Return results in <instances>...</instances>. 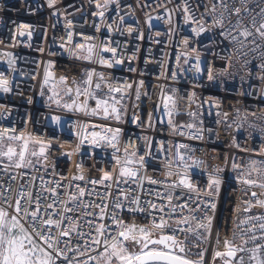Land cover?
I'll return each instance as SVG.
<instances>
[{"label": "snow or ice", "instance_id": "obj_1", "mask_svg": "<svg viewBox=\"0 0 264 264\" xmlns=\"http://www.w3.org/2000/svg\"><path fill=\"white\" fill-rule=\"evenodd\" d=\"M56 3L57 0H48L50 8ZM113 3L118 10V0H95L98 11L93 15L103 20L109 5ZM209 3L210 6L205 5V12L199 19L185 3V23L195 25L191 29L195 36L219 28V34L234 46L228 56L222 57L229 61V66L235 56L237 60L243 59V67L247 68L251 64L249 53L258 54L261 61L256 65L260 70L257 78L261 82L258 95L261 97L260 103H264V6H261L264 5V0H209ZM234 4L239 6H233ZM205 16L212 18L211 25H207ZM151 19L149 16L146 23H150ZM71 26L72 22L69 20L66 28L71 29ZM108 30L112 31L111 25H108ZM97 31H100L98 25ZM127 31L131 33L133 29L129 27ZM19 35L23 36L24 32L20 31ZM28 35L31 37L30 32ZM83 39L84 43L71 47L73 33L69 30L67 40L59 47L70 58L102 67L112 68L123 62L116 58V47L103 41L100 44L92 43V36H85ZM182 43L187 46L189 39L186 37ZM192 51L197 50L193 48ZM104 53H111V58H105ZM0 55L6 57L9 69L14 70L12 53ZM252 58L255 59L256 56ZM179 59L178 55L177 60ZM184 63H189L187 58ZM200 63L197 54L196 64L193 65L197 73L201 72ZM51 67L52 62H48L40 85L42 96L43 89L51 85L48 89L51 94L47 97L49 106L55 104L66 113L83 114L85 117L121 121L122 101L126 91L132 87L131 84L113 83L95 68L81 69L83 78L79 80L73 76L69 81L63 75L54 80L53 72L49 70ZM227 73L228 67H225L220 70L219 75ZM247 75L251 77L250 72ZM172 76L175 78V71ZM214 79L213 69L209 67L208 80ZM240 79L245 82L246 78L242 76ZM142 85L143 81L140 82V86ZM104 89L107 91L104 92ZM0 91H10V81L3 72H0ZM136 95L139 99V86ZM240 95L252 96L253 93L241 92ZM194 96L191 93L188 99L191 101ZM161 99L164 114L171 117L177 109V100L174 96L164 95L163 91ZM93 100L94 107L90 106V101ZM217 115L220 116L221 113L218 112ZM228 115L227 112L223 113V123L229 128L234 127L237 133L247 132L246 140L249 141L254 140L253 134L257 133L260 146L258 149L254 146L241 147L236 136L233 137V147L251 154L239 158V161L233 156L231 164L236 183L249 198L242 199L234 209L236 215L233 217L232 239L223 241V251L217 250L220 245L217 231L212 261L219 259L222 264H264V213L251 214L253 208L264 209V113L257 115L255 112L245 111L241 114L240 109H236L235 119L231 123ZM249 116L255 117V121H249ZM51 122L62 125L66 121H62L59 115H53ZM217 123L221 121L217 120ZM168 125L172 134L181 135H184L181 128L194 127L191 123L178 126L172 119H169ZM69 129L77 143L71 151L62 152V156L71 159L73 155H83L82 149L86 144L90 153H95L96 149H111V161H114L112 171L99 169L101 175L98 180L88 179L87 170L81 161L76 163V173L72 176L61 175L60 179L47 181L44 179L49 160L47 153L53 147V141L28 132L17 133L15 128H0V172L9 181L5 185L3 177H0V264H205L207 249L201 245L207 243L212 236L217 209L215 197L219 195L224 182L220 175L225 171L224 168L215 167L208 172L204 161L188 154L192 149L187 144L169 143L166 151L161 144L159 151L165 153V159L161 161L158 155L153 157L151 142L147 137L144 139L148 150L141 154L132 141L122 144L121 129L118 127L74 121L69 124ZM189 138L202 140L204 137L189 135ZM60 147L63 148L64 144ZM151 159L158 161L163 168V180L147 175ZM224 159L227 164L228 157ZM40 168L44 169V174H30L38 173ZM191 169H201V174L207 172L205 187H201L193 179ZM55 175L53 166V176ZM37 180L40 182L39 186ZM65 180L67 184L62 183ZM77 181H83L85 186L74 183ZM145 181L163 189L148 191L149 195H155L159 204L155 200L141 203V196L134 194L137 189L144 191ZM12 182H17L15 187ZM89 184L93 186L91 189L87 188ZM121 184L129 187L121 188ZM133 184L136 188L131 187ZM96 185L104 186L105 191H96ZM113 188L117 192L115 199H112ZM85 197H96L100 202L96 203ZM209 210L213 215L207 214ZM241 213L244 214L243 218ZM139 220L146 222L141 223ZM85 226L88 229L86 232L83 231ZM73 238L76 240L75 244L72 243ZM237 238L240 240L239 244L235 243ZM249 244L252 246L249 247ZM195 248L200 250L194 252ZM192 256L196 258L192 259Z\"/></svg>", "mask_w": 264, "mask_h": 264}, {"label": "built area", "instance_id": "obj_2", "mask_svg": "<svg viewBox=\"0 0 264 264\" xmlns=\"http://www.w3.org/2000/svg\"><path fill=\"white\" fill-rule=\"evenodd\" d=\"M118 3V10L115 3L109 5L102 20L99 16L93 15L98 11L95 0H57L55 6L51 8L48 6V0H0V53L10 52L15 60L14 70H10L6 57L0 55V72H3L10 81V91L7 93L0 91V128H15L17 133L28 132L53 141L52 148L56 149L57 154L62 158L60 164L63 171L55 172V177L53 171L48 168L47 174H44L43 168H40L38 173H30L44 174V179L47 181L54 178L60 179L61 175L70 177L75 174L76 163L81 158L89 160V166L84 167L87 170L88 179L98 180L101 175L99 169L112 171L114 161H111V149L106 151L96 149L95 153H90L89 146L86 144L82 149L83 155L76 154L71 159L61 155L62 152L71 151L77 143L69 129V124L74 121L118 127L121 129L122 144L132 141L137 145L141 154L148 150L144 139L147 137L151 142L153 157L158 155L161 161L165 159V153L159 151L161 144L165 151L169 143L189 145L192 151L188 154L204 161L208 172L215 167L225 169L220 174L224 178L221 191L215 197L217 209L213 225L217 222L216 232L204 246L207 249L205 264H212V252L209 247L215 241L213 237L216 236L219 222L228 218L233 221L236 206L242 199L249 198L241 192V186L236 183L231 164L233 156L239 161V158L248 157L251 154L233 147V137L236 136L241 147L254 146L258 149L260 146L257 133L253 134L254 140H246L247 132L237 133L234 127L229 128L223 123V113L229 114V123L235 119L236 109H240L241 114L245 111L255 112L257 115L264 113V103H260L261 97L258 95L261 82L257 74L260 70L256 67L261 61L258 54L249 53L248 59H251V64L247 68L243 67L244 60H237L235 56L229 66V61L222 57L228 56L234 46L219 34L221 31L219 28L202 33L200 36L192 33L191 29L195 25L184 21L185 3L190 7V12L199 19L205 12V5L210 6L209 0H118ZM233 6L239 5L234 4ZM149 16L152 19L150 23H146ZM69 20L72 22L71 29L66 28ZM205 20L207 25H211L210 16H205ZM233 22H235V17H233ZM22 25L29 27L22 28ZM97 25L100 27L99 32ZM108 25H111V32L108 30ZM129 27L133 29L131 33L127 31ZM69 30L73 33L71 47L74 48L76 44L84 43L85 36H92L94 37L92 43L100 44L103 41L116 47V58L123 62L107 68L70 58L68 53L59 47L67 40ZM20 31L24 32L23 36L19 35ZM29 32L31 37L28 35ZM186 37L189 39L187 46L182 43ZM193 48L197 51L193 52ZM197 54L201 61V72L199 73L193 67L196 64ZM104 55L105 58L112 56L111 53H104ZM178 55L180 56L179 61L177 60ZM253 56L256 58L253 59ZM185 58L188 59V64L184 63ZM48 62L69 67V71L63 75L67 76L69 81L73 76H76L78 80L82 79L81 69L95 68L98 72H103L106 78L113 83L131 84L132 87L126 91L122 101L121 121L85 117L83 114L66 113L57 108L55 104L49 106L47 97L51 94L48 90L50 87L46 86L43 89L44 95L42 96L40 86ZM209 67L213 69L215 77L213 81L208 80ZM225 67H228V73L219 75L220 70ZM173 71L176 73L175 78L172 76ZM248 72L251 73V77L247 75ZM242 76L246 78L245 82L241 81ZM141 81H143L142 86H140ZM138 86L139 99L136 95ZM106 91L107 89H104V92ZM162 91L164 95L174 96L177 100V109L171 117L164 114ZM241 92H252L253 95L242 96ZM191 93L195 96L190 101L188 97ZM98 95L101 94L98 93ZM29 100L32 102L29 103ZM90 106H95L94 100L90 101ZM218 112L221 113L220 116L217 115ZM189 113L195 115H189ZM53 115L61 116L62 121L66 122L62 125L53 124L51 122ZM169 119H172L178 126L191 123L194 127L192 129L181 128L180 131L184 135L172 134L168 125ZM248 119L255 121V117L252 116ZM217 120L221 123L218 124ZM256 122L261 123V121ZM209 129L212 131L209 132ZM189 135L192 137L203 135L204 138L202 140L190 139ZM61 144H64L63 148L60 147ZM172 151L175 152L174 147ZM225 157H228L227 164H225ZM252 158L261 159L256 156ZM37 167L39 168V165ZM190 171L193 179L201 187H205L207 172L201 174V169ZM147 175L159 180L164 179L163 168L155 159H151ZM0 177H3L2 182L5 185L9 183L8 178L2 172H0ZM12 183L15 187L17 182ZM36 183L39 186V180ZM62 183L67 184V181ZM74 183L85 186L83 181ZM92 187L91 184L87 185L89 189ZM95 187L98 192L105 191L102 185ZM120 187L126 189L129 185L121 184ZM131 187L136 188V185L133 184ZM153 189L163 191L158 185H150L145 181L144 191L137 189V193L134 194L141 196V203L145 200H155L159 204L160 201L154 194H148V191ZM112 191V199H115L116 189L113 188ZM85 199L100 202V199L96 197H85ZM261 213H264V209L253 208L251 214ZM207 214L213 215V212L209 210ZM243 215L241 213V218ZM83 231H88L86 226ZM232 231L233 223L231 239ZM72 243H76L74 238ZM235 243H240L239 238L235 240ZM251 246L249 244V247ZM191 258L194 259V256Z\"/></svg>", "mask_w": 264, "mask_h": 264}, {"label": "rangeland", "instance_id": "obj_3", "mask_svg": "<svg viewBox=\"0 0 264 264\" xmlns=\"http://www.w3.org/2000/svg\"><path fill=\"white\" fill-rule=\"evenodd\" d=\"M69 67L65 66V65H60V64H52V67L49 69L51 72H53V79L54 80H58L60 76L64 75V73H66L67 71H69ZM48 87H51V85H48ZM59 87V86H58ZM57 150L54 148H51V150L47 153L49 160L47 161V168L50 169L51 171H53V166H55V172L61 173L62 167H61V160L62 158L59 157V155L57 154ZM138 222H146L143 220H139ZM232 223L233 221L228 219H223L219 222L217 231H219V239H220V245L218 246L217 250L219 251H223V241L225 239H231L230 233H231V228H232ZM216 232V230H215ZM215 239L214 243L212 246L209 247V249L211 250V252L213 251V247L215 246V242H216V236L213 237ZM205 243L201 245L202 248H204ZM200 249L195 248L194 252H198ZM196 257L194 256V259ZM212 264H220V260L217 259L215 262L212 261Z\"/></svg>", "mask_w": 264, "mask_h": 264}, {"label": "water", "instance_id": "obj_4", "mask_svg": "<svg viewBox=\"0 0 264 264\" xmlns=\"http://www.w3.org/2000/svg\"><path fill=\"white\" fill-rule=\"evenodd\" d=\"M83 162V165H84V167H88L89 166V160L88 159H85V158H81L80 160H79V162ZM220 264H222V262L220 261Z\"/></svg>", "mask_w": 264, "mask_h": 264}, {"label": "bare ground", "instance_id": "obj_5", "mask_svg": "<svg viewBox=\"0 0 264 264\" xmlns=\"http://www.w3.org/2000/svg\"><path fill=\"white\" fill-rule=\"evenodd\" d=\"M93 163H95V162L93 161ZM216 224H217V222H215L214 225H213L212 235H214V233H215V230H216Z\"/></svg>", "mask_w": 264, "mask_h": 264}, {"label": "crops", "instance_id": "obj_6", "mask_svg": "<svg viewBox=\"0 0 264 264\" xmlns=\"http://www.w3.org/2000/svg\"><path fill=\"white\" fill-rule=\"evenodd\" d=\"M217 225V224H216Z\"/></svg>", "mask_w": 264, "mask_h": 264}]
</instances>
